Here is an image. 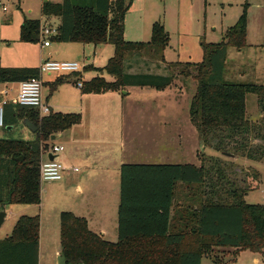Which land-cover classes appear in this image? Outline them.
<instances>
[{"label": "trees", "instance_id": "trees-1", "mask_svg": "<svg viewBox=\"0 0 264 264\" xmlns=\"http://www.w3.org/2000/svg\"><path fill=\"white\" fill-rule=\"evenodd\" d=\"M125 0H62L43 2L41 15L56 18V35L49 40L80 45L113 47V55L103 69L113 78L97 76L81 83L82 94L122 91L126 87L163 90L173 76L129 74L125 60L151 57L163 63L169 36L164 26L154 22L148 42L124 40ZM40 20L24 19L20 26L22 42L40 41ZM246 44V17L243 13L227 28L217 44L200 43L199 63H169L183 67L178 72L196 82L189 104V119L201 140L215 139L213 148L225 152L222 142L234 141V151L246 159H264V84L231 83L223 80L228 47L241 50ZM85 68V67H84ZM88 68H85L86 70ZM79 77L80 73H73ZM40 78L30 69H6L0 66V84ZM80 80L77 79L76 84ZM58 79L55 84L62 83ZM256 96L263 114L261 124L247 118L245 100ZM4 127L28 120L36 138L0 139V206L39 205V163L45 143L60 132L80 123V115L52 113L39 117L35 109L7 103L3 108ZM252 134L260 141L258 148L245 141ZM22 158L21 160H17ZM204 157L194 164L124 163L119 168V204L117 241L109 242L91 232L86 220L63 211L59 215V253L66 264H201L206 257L215 264L224 262L213 255V248L233 249L264 255V204H249V189L236 181H227L219 162L209 176ZM256 189V185H255ZM39 217L20 216L11 235L0 240V264H38Z\"/></svg>", "mask_w": 264, "mask_h": 264}, {"label": "rangeland", "instance_id": "rangeland-1", "mask_svg": "<svg viewBox=\"0 0 264 264\" xmlns=\"http://www.w3.org/2000/svg\"><path fill=\"white\" fill-rule=\"evenodd\" d=\"M44 0H0V66L6 69H30L37 71L41 60L76 62L86 70H81L79 80H90L100 76L110 81L109 75L94 69H103L109 58L113 55V47L109 44L101 46L79 45L74 43H60L50 40L51 46L41 50V42H22L20 40V26L24 19L40 20L45 26L52 27L58 24L55 18L42 19L40 14L41 3ZM50 3H60L61 0H46ZM128 9L123 19L124 40L133 42H148L150 28L153 22H160L169 36V46L164 54V61L160 63L150 56L131 57L125 60L126 72L129 74H153L173 76L170 87L163 90L155 89H127L128 95L114 94L105 96L102 103L90 109L86 107L83 114V128H74L72 136L67 137L77 140V129L88 130L91 135L90 146L92 152L98 156L99 161L112 162L119 158L112 149L119 142L123 134L125 146L134 142L143 145V150H167L172 159L160 163L194 164L197 165L204 157V166L209 171V176L215 178L216 167L214 160L219 162L221 170L225 173L227 181H236L241 188L249 189L245 201L249 204H264V159H246L240 152L233 149L234 141L222 142L225 152L213 148L215 139H208L206 144L201 140L198 132L189 119V104L195 93L196 82L191 77L179 75L180 66L168 67L169 63H199L202 60L200 43H219L227 28L234 25L237 19L245 13L246 35L248 47L241 51L228 47L224 66L223 80L235 81V74L246 72L244 83L261 86L264 84V0H125ZM90 57L89 59H87ZM91 67V68H90ZM93 70V71H92ZM59 73H43L41 81L55 80ZM238 76V75H236ZM52 82V83H53ZM243 83V82H242ZM5 91L0 99L9 101L14 89L11 86L0 87V93ZM9 91V93H8ZM70 91V90H69ZM125 90L118 91L121 94ZM112 93V94H110ZM50 94L49 86L44 84L41 90L42 98ZM52 102H64L62 94H54ZM50 98V97H49ZM58 100V101H57ZM58 102V103H59ZM85 107V106H84ZM246 116L253 124H261L263 114L257 106L256 96L248 94L245 100ZM80 113V112H78ZM116 113V114H115ZM100 117L96 122L89 117ZM121 114L129 115L124 119L123 125L110 120ZM147 117L145 127L140 128L139 121L132 116ZM104 117V118H103ZM95 124L104 126L103 132L94 128ZM116 125L119 128H114ZM153 126V129H151ZM23 124L17 125L12 138L19 139ZM5 129H0L4 132ZM22 134V133H21ZM149 134V137H148ZM11 138V137H10ZM246 143L253 148L261 145L260 141L253 138L252 134L246 136ZM66 137L61 134L51 143L62 145L68 153L70 146L65 143ZM113 141V142H112ZM47 142H50L47 140ZM49 144V146L51 145ZM114 145V146H111ZM138 146V147H139ZM143 151V152H144ZM125 153V152H124ZM230 155V156H225ZM102 154H105L102 156ZM173 154L175 157H173ZM100 155L104 158H101ZM122 157H125L123 154ZM180 160V161H179ZM127 162H133L126 159ZM137 162V160H134ZM76 165H79L75 162ZM78 167V166H74ZM112 171H110L111 174ZM115 171L113 170V173ZM119 181L115 173V184ZM257 185L258 189H255ZM44 193L40 205L21 207L11 205L7 207L8 217L0 227V240L11 235L12 229L19 218L15 210L24 209L26 216H38L39 227V264H57V248L59 244V215L63 211L72 209L65 202L63 193L58 187L43 184ZM74 194V193H73ZM1 207V206H0ZM233 249L213 248V255L222 260L224 264H264V255L250 251H239L231 257ZM201 264H215L210 259L203 257Z\"/></svg>", "mask_w": 264, "mask_h": 264}, {"label": "crops", "instance_id": "crops-1", "mask_svg": "<svg viewBox=\"0 0 264 264\" xmlns=\"http://www.w3.org/2000/svg\"><path fill=\"white\" fill-rule=\"evenodd\" d=\"M43 2H46V0H44ZM40 10H41V7H40ZM41 18L43 19L44 17H42L41 15ZM52 27H57V24L53 25ZM74 44H77V43H74ZM246 44H247V35H246ZM87 45H90V44H87ZM50 46L45 47V48L41 46V50L47 49ZM98 46H101V45H98ZM246 47H248V44ZM166 49L164 51V54L166 52ZM241 50H238V51H241ZM89 58L90 57H88L87 59ZM99 73L102 74L101 72ZM245 73L246 72H240V73L235 74L234 75L235 81L239 83H242V82L244 83L243 77H245ZM41 75H39L40 80H41ZM79 77H81V75H79ZM79 77L74 76V74H63V75H60V77H57L55 82H53L54 80L47 81L45 83L41 81L42 87L44 86V84H47L50 90V94L48 95V97H46L45 99L42 98L43 101L49 107V110H50L49 114H52V113L79 114L80 123L73 125L69 127L68 129H66L65 131L60 132L55 135L58 137L61 134L62 136L64 135V137H66L65 143L68 146H70L68 153H64L67 150H65V148L62 145H59L63 147V150L61 152H59L58 154L46 153L43 156V158H48L50 155L54 156V159L59 161L64 166V168L66 169V173L64 174L63 179L59 182L40 184V199L44 193L43 184L53 185L54 187H58L59 190L63 193L64 198H66L65 200V202H67L66 204L73 207L72 209L69 210V212L73 213L75 216L84 218L86 220L87 227L91 232L100 235L104 240H107L109 242H116L118 238L117 236V209H118V204H119V182L120 181L116 180L117 183L115 184V173L116 175L118 174L119 176V168L122 164L126 163V159H130L131 161H133V162H127V163L169 164V163H164V162L160 163V161H163V160L166 161L168 159H172V155L169 151L160 150V149L158 150V148L150 150V151H146V150L144 151L143 145L139 146L138 144L134 142H129L127 143V146H125V141L123 139V134H122V136H120L119 138V142L114 144L118 148V152L117 150H114V149L111 150V151H114L113 152L114 154L118 153L119 158L116 159V161H112V162L106 161V162L101 163L98 159V156L95 155V152L93 153L90 146H88L94 143L91 141L92 137L90 133L88 132V130L83 129L82 131V129H77V131H75L79 133V137L77 140H71L67 138V137L72 136V134L74 133V131L72 130H74V128H79V127L83 128L82 126L84 124L82 123L83 122L82 113L84 112L86 107H90V109H92L98 106L100 103L103 102L102 100L105 99V96H110L108 92H112L113 93L112 96H114V94H120L124 96V95H128L129 93L128 91L126 92L127 89H129L130 91V89L140 88V87H128L127 89H125L123 94H121L118 91H107V92L99 93V94H82L81 87H78V83L79 82L82 83V82L89 81V80H81L76 84V81L77 79H79ZM94 77H97V76H94ZM61 78L63 82L60 84H55L56 81ZM110 79H111L110 81H113L112 77H110ZM19 83L20 82H6V83L0 84L1 88L10 85L11 89L12 88L14 89L15 94H13V96L9 100L10 104H12L11 100L16 96ZM144 88L151 89L147 87H142L141 89H144ZM54 94H62L65 98V101L59 102L57 100L59 103L52 102L51 99L53 98L52 96ZM48 115L41 116V117H46ZM128 116L129 115L121 114L115 118L111 117L110 120L113 121L114 123L117 122L120 127L121 125H123L124 119H127L130 117ZM89 117H91L92 120L94 118V116L91 114ZM132 117L136 118V122L139 121L140 128L142 126L143 129H147L145 127L146 120H148L147 117H144L142 115L141 116L136 115ZM94 121H96L97 123L100 122V117L97 116L96 118H94ZM20 124H23V120L17 121L12 126L8 125L2 128V129H5V131L0 132V139H5V140L15 139V138H12L11 135L15 133L16 126ZM23 126L24 128L20 132L21 136L19 137V139H22L23 141H27V142L35 140L36 138L35 132H31L24 124ZM94 126L95 127L92 129H97L100 132H103V129H105L104 126H100L98 124H95ZM113 127L119 128L116 125H113ZM151 129H153V126H151ZM148 137H149V134H148ZM49 141L50 142H47V141L45 142L48 145V148L54 145L51 143L52 142L51 140ZM50 143L51 145L49 146ZM114 145H111V146H114ZM123 154L125 155V157H122ZM103 155L105 154H102V156ZM102 156L100 155L101 158H104ZM173 157H175L174 154H173ZM134 160H137V162H134ZM75 162H77L79 165H76ZM198 165L199 163L196 166ZM74 166H78V167H74ZM73 169H77V171L74 172ZM113 170L115 171L114 173H113ZM110 171H112L111 174H110ZM256 189H258L257 185H256ZM9 206L11 205L0 207V211H4L6 214L5 219L8 217V214H9L8 209H7V207ZM17 206L26 207V206H31V205H17ZM14 210H15L14 211L15 215L19 217L23 216V213H27V211L24 209H19V210L14 209ZM39 250H40V247H39ZM58 253H59V246L57 248V254ZM57 254H56V257H57ZM38 264H39V253H38Z\"/></svg>", "mask_w": 264, "mask_h": 264}, {"label": "built area", "instance_id": "built-area-1", "mask_svg": "<svg viewBox=\"0 0 264 264\" xmlns=\"http://www.w3.org/2000/svg\"><path fill=\"white\" fill-rule=\"evenodd\" d=\"M56 35V27H48L41 23L40 29V42L43 48L50 46V37ZM83 65L76 62L70 61H53V60H41L39 65V75L43 73H59V74H73L81 73L83 70ZM78 87H81V83H78ZM42 82L40 78H31L25 81H21L18 84L16 96L11 100V103L21 107H28L35 109L39 115L45 116L50 113L48 105L43 101L42 95ZM5 91L0 93V96H4ZM10 103L7 99H0V129L4 128L3 119V108ZM63 150L61 146H51L47 151L43 152L41 155V160L39 163V181L40 183H53L59 182L63 179L66 169L57 160H49L48 158H43L46 153L58 154ZM74 172L77 169H73Z\"/></svg>", "mask_w": 264, "mask_h": 264}, {"label": "water", "instance_id": "water-1", "mask_svg": "<svg viewBox=\"0 0 264 264\" xmlns=\"http://www.w3.org/2000/svg\"><path fill=\"white\" fill-rule=\"evenodd\" d=\"M23 124L31 131V132H35L36 131V128H35V126L32 124V123H30L29 121H27L26 119L25 120H23ZM57 138V136H51L50 137V140L51 141H53V140H55ZM224 154V153H223ZM225 155V154H224ZM225 156H230V155H225ZM22 158H19V159H17V160H21ZM48 159L49 160H53L54 159V156H49L48 157ZM5 217H6V214H5V212L4 211H0V227H1V225H2V223L4 222V219H5ZM57 264H66L65 263V261H64V259L61 257V255H60V253H58L57 254Z\"/></svg>", "mask_w": 264, "mask_h": 264}]
</instances>
